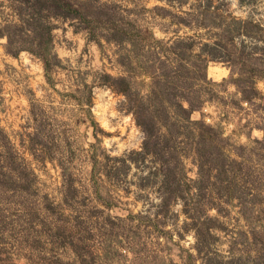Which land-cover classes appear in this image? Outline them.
Instances as JSON below:
<instances>
[{
    "label": "rangeland",
    "instance_id": "1",
    "mask_svg": "<svg viewBox=\"0 0 264 264\" xmlns=\"http://www.w3.org/2000/svg\"><path fill=\"white\" fill-rule=\"evenodd\" d=\"M0 264H264V0H0Z\"/></svg>",
    "mask_w": 264,
    "mask_h": 264
},
{
    "label": "trees",
    "instance_id": "2",
    "mask_svg": "<svg viewBox=\"0 0 264 264\" xmlns=\"http://www.w3.org/2000/svg\"><path fill=\"white\" fill-rule=\"evenodd\" d=\"M147 150V149H146ZM145 152H147V151H145Z\"/></svg>",
    "mask_w": 264,
    "mask_h": 264
}]
</instances>
